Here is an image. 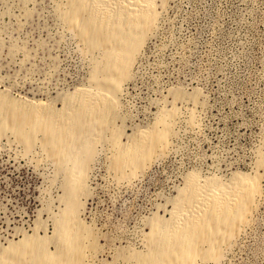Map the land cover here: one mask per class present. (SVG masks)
Listing matches in <instances>:
<instances>
[{
	"label": "rangeland",
	"instance_id": "374dc122",
	"mask_svg": "<svg viewBox=\"0 0 264 264\" xmlns=\"http://www.w3.org/2000/svg\"><path fill=\"white\" fill-rule=\"evenodd\" d=\"M62 4L0 0L1 97L61 110L77 89L91 87L93 57L62 20ZM156 5V28L122 86L107 139L96 145L90 165L80 218L94 234V248L85 242V262L130 264L131 255H146L145 237L156 217L172 219L174 198L194 172L225 183L258 176L259 204L217 264H264V0ZM162 120L172 128L162 158L142 176H117L112 141L126 151L133 144L128 135L161 129ZM14 141L10 132L0 137V253L25 235L52 238L65 208L64 173L39 143L30 154ZM49 247L55 253V243Z\"/></svg>",
	"mask_w": 264,
	"mask_h": 264
},
{
	"label": "bare ground",
	"instance_id": "6f19581e",
	"mask_svg": "<svg viewBox=\"0 0 264 264\" xmlns=\"http://www.w3.org/2000/svg\"><path fill=\"white\" fill-rule=\"evenodd\" d=\"M61 1L62 20L75 30L84 51L93 57L91 87L74 91L61 110L47 111L46 103L22 106L0 96V137L10 132L30 154L40 144L65 175L60 199L65 208L57 215L52 238L35 234L10 241L0 253V264L2 260L3 264H87L85 242L91 240L94 248V234L80 213L82 198L88 195L90 165L96 145L104 139L109 115L120 106L122 86L159 16L156 0ZM175 117L168 113V118ZM161 125V129L132 134L134 138L128 135L133 144L126 151L118 139L112 141L111 168L117 176L125 177L127 171L133 177L142 176L152 161L162 158L172 128L165 120ZM113 135L120 133L114 131ZM259 182L258 176L245 174L226 183L217 177L202 180L198 173L188 174L174 198L172 219L156 217L145 237L148 253L131 255L130 264H217L222 252L235 244L250 223L262 195ZM51 243L56 245L55 253L50 250Z\"/></svg>",
	"mask_w": 264,
	"mask_h": 264
}]
</instances>
